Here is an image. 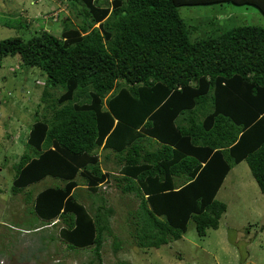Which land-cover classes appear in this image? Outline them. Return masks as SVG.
I'll list each match as a JSON object with an SVG mask.
<instances>
[{
    "label": "trees",
    "instance_id": "obj_1",
    "mask_svg": "<svg viewBox=\"0 0 264 264\" xmlns=\"http://www.w3.org/2000/svg\"><path fill=\"white\" fill-rule=\"evenodd\" d=\"M212 3L254 6L264 17V0H67L78 21L57 12L58 36L0 39V67L17 55L45 79V112L12 164L10 192L48 176L57 183L27 195L34 221L25 230L61 222L58 239L73 250L92 247L90 264H102L106 237L114 251L122 247L115 209L100 192L112 177L136 200L129 233L142 248L180 239L189 221L199 236L217 229L227 205L216 195L241 161L264 194V26L218 24L192 39L196 27L179 7ZM99 149L119 157L113 174Z\"/></svg>",
    "mask_w": 264,
    "mask_h": 264
},
{
    "label": "rangeland",
    "instance_id": "obj_2",
    "mask_svg": "<svg viewBox=\"0 0 264 264\" xmlns=\"http://www.w3.org/2000/svg\"><path fill=\"white\" fill-rule=\"evenodd\" d=\"M57 12L69 16L73 22L78 21L67 0H0V39L14 36L28 39L42 31L58 36L62 29L60 21L45 18L46 15L55 18ZM179 13L196 27L192 39L211 33L218 24L223 29L243 24L264 26V17L254 6L201 4L181 6ZM37 80L40 85L36 84ZM44 80L39 68L23 65L17 55L3 59L0 67V261L2 264H90L94 258L92 247L73 250L58 239L61 222L39 231L25 230L24 223L34 219L25 213L23 193L12 195L10 192L12 164L23 152L22 142L27 137L23 131L37 116L43 118L45 112L44 105H38ZM52 91L54 96L61 92ZM18 126L22 128L17 130ZM7 129L11 134L7 135ZM98 155L103 170H112L114 163L119 162L112 150L99 149ZM52 183L57 182L48 176L29 191L33 195ZM85 190L80 187L77 192L89 208ZM100 192L115 209L112 230L122 241V247L114 251L113 238L106 237L100 250L102 264H264V194L246 161L232 167L216 195L227 205L217 229H207L206 235L199 236L194 222L189 221L180 239L158 248L139 247L129 233L133 224L128 212L137 205L132 195L122 194L113 180L108 186L102 184ZM51 235L54 240H50Z\"/></svg>",
    "mask_w": 264,
    "mask_h": 264
},
{
    "label": "crops",
    "instance_id": "obj_3",
    "mask_svg": "<svg viewBox=\"0 0 264 264\" xmlns=\"http://www.w3.org/2000/svg\"><path fill=\"white\" fill-rule=\"evenodd\" d=\"M31 125V124H30ZM19 127V126H18ZM30 127H28V129H29ZM17 129V128H16ZM24 134H26V132H27V129H24ZM9 134H11L10 132H8V129H7V135H9ZM26 139H27V137H26ZM26 139H25V141H23L22 142V146L24 147L23 148V152L20 154V156H19V158L21 157V155L24 153V150L26 149ZM5 151H6V149H5ZM29 152H31V151H29ZM19 158H18V160L16 161V162H18L19 161ZM108 161L109 162H112L110 159H108ZM115 169V168H114ZM114 169H112V170H110L111 171V173L113 174V170ZM1 170V169H0ZM13 171H14V169H13ZM104 171H106V170H104ZM14 175H15V171L13 172V174H12V177H11V179L13 180L14 179ZM114 175H120L118 172H114ZM113 178V177H112ZM111 178V180H113ZM37 183V182H36ZM36 183H33V184H31V185H29V186H27L26 188H24L21 192H19V193H23V201L25 202V203H23V205L24 206H26L27 207V201H28V198H27V195L28 194H30V198L33 200V198H35V196H36V194L39 192V191H41L43 188H41V189H39V190H37V191H35L34 193H33V195H32V192L30 193V191H29V189L30 188H33L32 186L34 185V184H36ZM80 187H83V188H85V185H84V182L82 181V180H80L79 182H78V185L76 186V190L78 189V188H80ZM27 191H29V192H27ZM18 193V194H19ZM108 201V200H107ZM108 204V203H107ZM26 209V208H25ZM25 213H26V211H25ZM48 227H51V226H48Z\"/></svg>",
    "mask_w": 264,
    "mask_h": 264
},
{
    "label": "clouds",
    "instance_id": "obj_4",
    "mask_svg": "<svg viewBox=\"0 0 264 264\" xmlns=\"http://www.w3.org/2000/svg\"><path fill=\"white\" fill-rule=\"evenodd\" d=\"M49 17H51L52 20H53V16H49V15H46V16H45L46 19L49 18ZM55 17H56V16H55ZM39 83H40V82L37 80V81H36V84L40 85ZM44 83H45V80H44ZM44 83L42 84L43 86H44ZM42 85H41V86H42ZM43 86H42V88H43ZM36 87H37V86H36ZM30 124H32V123H30ZM19 128H22V127H21V126L17 127V130H19ZM26 129H27V133H28L29 129H28V128H26ZM38 229H39V228H38ZM35 230H36V229H35Z\"/></svg>",
    "mask_w": 264,
    "mask_h": 264
},
{
    "label": "built area",
    "instance_id": "obj_5",
    "mask_svg": "<svg viewBox=\"0 0 264 264\" xmlns=\"http://www.w3.org/2000/svg\"><path fill=\"white\" fill-rule=\"evenodd\" d=\"M3 262L2 261H0V264H2Z\"/></svg>",
    "mask_w": 264,
    "mask_h": 264
}]
</instances>
